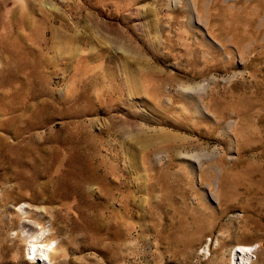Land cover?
Masks as SVG:
<instances>
[{
    "label": "rangeland",
    "instance_id": "obj_1",
    "mask_svg": "<svg viewBox=\"0 0 264 264\" xmlns=\"http://www.w3.org/2000/svg\"><path fill=\"white\" fill-rule=\"evenodd\" d=\"M23 229L52 264H264V0H0V264H42Z\"/></svg>",
    "mask_w": 264,
    "mask_h": 264
},
{
    "label": "bare ground",
    "instance_id": "obj_2",
    "mask_svg": "<svg viewBox=\"0 0 264 264\" xmlns=\"http://www.w3.org/2000/svg\"><path fill=\"white\" fill-rule=\"evenodd\" d=\"M20 209L23 210V207H21ZM22 232L26 242L25 255L27 259L31 262L52 264L51 254L54 249V242L47 241L46 243H44L42 241V238L44 237L46 230L31 231V230L23 229ZM247 259H248V252H246V250L245 251L243 250V253H239V257H237L236 254L233 256V260L235 261L234 264H245Z\"/></svg>",
    "mask_w": 264,
    "mask_h": 264
}]
</instances>
